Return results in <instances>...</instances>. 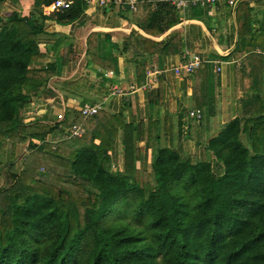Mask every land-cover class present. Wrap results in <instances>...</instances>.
Instances as JSON below:
<instances>
[{"label": "trees", "instance_id": "obj_1", "mask_svg": "<svg viewBox=\"0 0 264 264\" xmlns=\"http://www.w3.org/2000/svg\"><path fill=\"white\" fill-rule=\"evenodd\" d=\"M51 1L34 0L28 17L0 15V148L12 151L28 139L20 169L9 161L12 181L0 188V264H264V54L253 51L264 50V29L251 31L246 3L235 12L246 54L233 50L246 97L207 140L212 158L196 161L157 148L149 169L140 171L118 114L65 109L63 121L79 125L80 136H67L57 124L22 122V108L53 73L50 66H28L46 18L40 6ZM82 5L72 0L54 14L71 19ZM131 20L147 34L174 23L166 2L137 4ZM95 37L87 36V54ZM131 40L141 52H163L161 42L131 33L123 50H131ZM199 68L206 74V66ZM201 94L196 83L199 110L206 102ZM117 127L123 174L108 168Z\"/></svg>", "mask_w": 264, "mask_h": 264}, {"label": "crops", "instance_id": "obj_2", "mask_svg": "<svg viewBox=\"0 0 264 264\" xmlns=\"http://www.w3.org/2000/svg\"><path fill=\"white\" fill-rule=\"evenodd\" d=\"M81 2L74 18L45 15L35 38L38 55L28 66H50L53 73L43 90L29 97L22 108V122L57 124L61 128L65 109L97 103L100 110L118 114L125 124L132 154L136 155L135 169L148 170L152 152L157 148L196 161H210L211 152L205 150L207 140L236 116V107L246 97L237 85L241 58L233 55L237 48L242 56L246 54L247 37L239 41L237 36V5L246 3L250 29L258 31L264 29V0H237L233 7L219 2L212 8L188 7L182 11L171 6L174 23L156 34H147L135 25L132 11H121L115 5L102 7L97 0ZM33 3L34 0H2L0 15L16 12L28 17ZM243 15L240 13V17ZM90 33L96 37L87 54L86 39ZM130 33L161 42L163 52H141L134 40L131 50H123ZM253 51L264 54L257 46ZM193 55L201 58L199 66H206V74H201L199 67L190 74L173 72L181 61ZM137 64L143 70L137 71ZM196 83L202 86L201 100L206 98L200 110L195 104ZM194 110L200 112L198 119L189 115ZM121 134L117 127L108 155L112 172L123 174ZM32 142L38 143L35 139ZM27 143L28 139L22 144ZM13 150L9 145L4 147L0 162L15 161ZM0 179H11V172L5 168Z\"/></svg>", "mask_w": 264, "mask_h": 264}, {"label": "built area", "instance_id": "obj_3", "mask_svg": "<svg viewBox=\"0 0 264 264\" xmlns=\"http://www.w3.org/2000/svg\"><path fill=\"white\" fill-rule=\"evenodd\" d=\"M84 3H89L92 0H82ZM168 2L175 10L182 11L188 7H206L212 8L216 6L219 2H223L229 7H233L236 4L237 0H97V5L105 7L110 5H115L121 9V11H133L135 10L137 4L139 3H155V2ZM72 3V0H52L49 4L42 6L41 12L44 15H49L54 12H59L64 9H67ZM202 60L199 56L193 55L189 56L186 60L180 62L175 68H173V72L178 74L180 72L184 74L192 73L196 68L199 67ZM218 70V68H216ZM153 79V78H152ZM151 79V80H152ZM154 82V79L153 81ZM100 109V104H82L77 108V110L82 115H92L96 113ZM200 112L198 110H194L189 112L190 116L198 119L200 117ZM64 133L67 136H80L82 133V128L77 124H63L61 125Z\"/></svg>", "mask_w": 264, "mask_h": 264}, {"label": "rangeland", "instance_id": "obj_4", "mask_svg": "<svg viewBox=\"0 0 264 264\" xmlns=\"http://www.w3.org/2000/svg\"><path fill=\"white\" fill-rule=\"evenodd\" d=\"M239 138H240V140H241V142L246 146V147H249L248 146V144H247V142H246V139H245V136L244 135H240L239 136ZM25 142V141H24ZM23 143V142H22ZM22 143H18L16 146H15V148H14V157L12 156V158L15 160L14 161V166L16 167V169L17 170H19L20 169V167H21V165H20V161L22 160V157H23V155L25 154V150H26V144L25 145H23ZM22 144V145H21ZM2 150H3V148H0V159L2 160V158H1V153H2ZM183 158V157H182ZM7 169V164L6 163H2L1 162V164H0V178H1V175L3 174V172H4V169ZM108 168H109V170H111V171H113V169L111 168V165H110V163H109V166H108ZM11 181H12V178L11 179H9V180H7L6 182H4L3 180L1 181V179H0V188H5V187H7L10 183H11Z\"/></svg>", "mask_w": 264, "mask_h": 264}]
</instances>
